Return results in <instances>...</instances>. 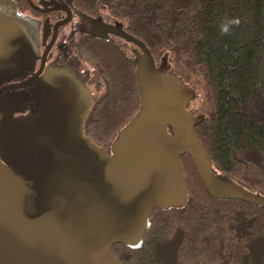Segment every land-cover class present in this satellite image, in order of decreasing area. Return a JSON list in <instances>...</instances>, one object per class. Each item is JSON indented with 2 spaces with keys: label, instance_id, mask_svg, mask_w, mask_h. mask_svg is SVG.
I'll return each instance as SVG.
<instances>
[{
  "label": "water",
  "instance_id": "water-1",
  "mask_svg": "<svg viewBox=\"0 0 264 264\" xmlns=\"http://www.w3.org/2000/svg\"><path fill=\"white\" fill-rule=\"evenodd\" d=\"M24 21L0 11V74L30 40L34 24ZM121 36L153 66L142 43ZM136 77L139 110L110 155L83 134L93 101L83 85L59 93L50 117L41 106L16 120L0 112V264H121L114 245L139 248L154 210L185 204V154L212 199L264 206V197L215 174L194 134L203 118L185 112L192 92L175 76H153L148 88L145 75Z\"/></svg>",
  "mask_w": 264,
  "mask_h": 264
},
{
  "label": "trees",
  "instance_id": "trees-1",
  "mask_svg": "<svg viewBox=\"0 0 264 264\" xmlns=\"http://www.w3.org/2000/svg\"><path fill=\"white\" fill-rule=\"evenodd\" d=\"M86 13L108 15L184 84L200 85L206 106L193 102L203 122L194 134L217 176L264 197V0H80ZM238 17L222 35L219 26ZM93 59L110 73L112 96L86 137L108 148L139 110L134 67L115 51ZM98 56V58H96ZM179 162L183 206L156 209L139 248L117 244L121 264H264V206L212 199L188 154Z\"/></svg>",
  "mask_w": 264,
  "mask_h": 264
},
{
  "label": "flooded vegetation",
  "instance_id": "flooded-vegetation-1",
  "mask_svg": "<svg viewBox=\"0 0 264 264\" xmlns=\"http://www.w3.org/2000/svg\"><path fill=\"white\" fill-rule=\"evenodd\" d=\"M0 4L4 5L0 11L13 12L26 19L21 24H34L27 31L30 40L24 50L5 63L0 74V112L11 120L37 114L40 106L45 115L53 116V101L58 94L78 90L83 85L93 100L83 123L98 122L101 111L97 109L112 97L107 88L111 75L102 67L101 58L93 59L99 50L115 51L124 66L129 70L134 67L142 82L145 75L147 88L153 86V76L174 78L175 74L160 60L157 62L150 52L153 66L138 45L121 36L133 37L122 24L103 12L86 13L80 0H0ZM174 79L184 91L193 94L185 105V112L197 115L192 110L196 98L194 88L177 77ZM171 94L182 98V93L175 94V90ZM167 133H173L171 127ZM106 145L100 147L110 155V146L106 148Z\"/></svg>",
  "mask_w": 264,
  "mask_h": 264
},
{
  "label": "clouds",
  "instance_id": "clouds-1",
  "mask_svg": "<svg viewBox=\"0 0 264 264\" xmlns=\"http://www.w3.org/2000/svg\"><path fill=\"white\" fill-rule=\"evenodd\" d=\"M241 21L238 17L226 19L224 22H222L219 26V30L222 35H228L230 34V31L232 27H238L240 25Z\"/></svg>",
  "mask_w": 264,
  "mask_h": 264
},
{
  "label": "rangeland",
  "instance_id": "rangeland-1",
  "mask_svg": "<svg viewBox=\"0 0 264 264\" xmlns=\"http://www.w3.org/2000/svg\"><path fill=\"white\" fill-rule=\"evenodd\" d=\"M195 85L193 86L194 87V91L193 93L196 92V98H195V105H197V103H203L204 106H206V100H205V97H204V92L202 91V89L200 88V85L197 84V83H194ZM198 106V105H197ZM207 107V106H206Z\"/></svg>",
  "mask_w": 264,
  "mask_h": 264
}]
</instances>
